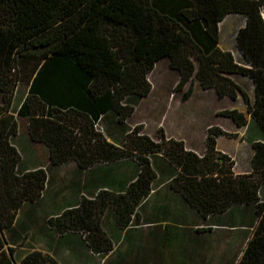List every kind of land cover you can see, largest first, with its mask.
Here are the masks:
<instances>
[{"label": "trees", "instance_id": "trees-1", "mask_svg": "<svg viewBox=\"0 0 264 264\" xmlns=\"http://www.w3.org/2000/svg\"><path fill=\"white\" fill-rule=\"evenodd\" d=\"M231 14L244 17L235 35L244 65L218 46L219 24ZM263 16L264 0H0V231L12 226L16 211L25 201H36L46 184L43 168L15 174L20 156L10 142L17 134L9 114L12 94L29 72L27 95L16 114L28 120L30 140L47 147L52 165L72 160L88 169L132 158L139 166L124 191L104 189L93 198L82 197L75 207L49 218L50 229L59 236L85 233L94 254L111 252L112 242L100 225L105 210L112 208L121 228L139 222L138 207L156 180L150 157L160 154L175 170L171 189L202 219L237 207L252 209L254 226L235 264H264V142L251 143V172L235 175L234 161L216 149V139L236 134L218 127L207 129L202 155L187 150L181 140L165 139L162 129L156 142L135 126L123 146L96 130L110 113L119 124L134 113V106L123 102L130 96L146 98L151 91L147 75L166 59L179 77L175 91L187 87L182 100L191 96L194 79L203 90L214 89L219 99L240 95L264 133ZM233 74L250 79L252 99L230 78ZM221 115L237 127L247 124L235 109ZM13 255L14 248L0 242V264H58L40 251L18 262Z\"/></svg>", "mask_w": 264, "mask_h": 264}, {"label": "rangeland", "instance_id": "rangeland-1", "mask_svg": "<svg viewBox=\"0 0 264 264\" xmlns=\"http://www.w3.org/2000/svg\"><path fill=\"white\" fill-rule=\"evenodd\" d=\"M225 20L226 23H223L220 33L219 47L230 51L235 62L244 65L235 42L236 32L239 27H242L244 17L229 16ZM225 24L228 27H225ZM25 75L21 76L23 81L17 84L12 94L9 110V114L17 122V134L10 139L20 156L15 167V174L21 176L28 171L43 168L46 184L36 201H25L16 211L12 226L0 231V242L4 244V248H14L13 256L17 262L26 253L40 251L55 258L58 264H138L139 261L135 262L129 257L132 252H129L127 247L121 248L122 246L118 243L125 230L115 223L111 207L106 208L100 221L102 230L112 237V245L115 247H113L114 252L106 255H97L90 250L85 233L75 232L59 236L47 226L49 218L59 215L67 208L75 207L82 197L93 198L98 190L104 189L114 194L124 191L128 183L136 176L139 166L132 158H125L113 164L96 163L88 169L78 168L72 160L60 165H52L48 159L47 147L30 140L27 131L28 120L16 114L29 86L27 81L30 73L26 72ZM230 78L251 99L253 98L250 79L240 74L230 75ZM178 79L177 72L169 68L168 61L161 60L147 75V81L151 85L149 95L143 99L130 96L123 102L125 105L134 106V113L123 124H119L117 116L110 113L95 129L101 132L107 141L117 146H123L127 133L135 126H142L140 134L148 135L156 142L159 141L158 129H162L165 139H183L190 149L202 155L207 129L218 127L225 132L237 134L232 141L236 142L235 145H229V148L224 149L229 153L225 154L234 161L233 173L235 175L250 173L253 153L251 143L264 142V133L250 119L241 96L238 95L236 100L229 97L219 99L214 89L203 90L198 80L194 79L192 94L184 101L182 95L187 87L182 91H175ZM2 104L0 93V108ZM231 109L245 115L247 119L245 126L237 127L229 118L221 115L222 111ZM227 143L225 138L220 139L218 149L226 147ZM150 160L156 175L159 176L158 184L161 183L162 189L167 188L169 182L162 181L164 178L170 179L174 176V168L160 154L150 157ZM262 193H264V187ZM179 195L174 200L175 206L182 199ZM150 200L152 201L151 198H146L142 201L138 207L139 213L144 214L156 206V202L153 203ZM236 209L211 217L209 221L199 217L202 223L201 227L195 231L194 236L198 242L194 244L196 249L192 252L194 256L192 259L196 261L200 258L205 259V264H235L237 262L240 252L244 249L246 238L251 234L255 218L251 208L237 207ZM144 225L145 220H140L138 223L132 222L128 227L149 228ZM135 249L141 250L137 247L133 248V252ZM163 249L166 260L171 255L181 258H184L182 255L186 257L189 255L187 244L184 247L179 246L180 250L177 249L175 254L172 253L173 247ZM159 250L160 248L151 250L152 256L155 257V253L158 254ZM141 251H144L143 247Z\"/></svg>", "mask_w": 264, "mask_h": 264}, {"label": "crops", "instance_id": "crops-1", "mask_svg": "<svg viewBox=\"0 0 264 264\" xmlns=\"http://www.w3.org/2000/svg\"><path fill=\"white\" fill-rule=\"evenodd\" d=\"M229 16L231 17L236 16V14H233V15L231 14ZM225 19L219 24V42H220V35H221L220 33L222 32V25L223 23H226ZM243 25H244V22H243ZM225 27H228V25L225 24ZM26 95H27V91L25 93V96ZM223 138H225L228 141V143L226 147L222 149H218L217 147L218 141ZM233 139L235 138L220 137L216 139L217 141L216 149L222 153L229 154L228 151L224 149L229 148L228 147L229 145H232V146L235 145L236 142H232ZM174 140L183 141L185 148L187 150H191L197 153L195 150L190 149L186 145V142L183 139H174ZM158 179H159V176L156 175V180L151 184V187H150L151 190L148 196L149 199L150 198L152 199V201L150 200L151 202L153 203L156 202V206L152 207L149 211L144 212V214H141L138 212L139 221L145 220V225L149 228L148 229L144 228L145 230L141 229L140 226L136 228L134 227V229H131L132 227L123 228L125 232L122 233V236L119 239V242H118L119 245L122 246L121 248L127 247L129 249V252H132L129 257L134 259L135 262L139 261L138 264H149V263L150 264H166V263H169V264H205L206 262L205 259L201 260L200 258L198 259V261L192 259L194 258V256L192 255V252L196 249L194 244L198 242L196 239V236H194L196 234L195 231L201 227L200 224L202 223V221L200 222V218H201L200 215L198 214L197 211L191 208L183 200V198L180 199L181 201H179V203L175 206L174 200L179 193L173 191L170 187V180L172 178L163 179L162 181L163 183L167 181L169 182V185L167 186V188H163V189L160 187L161 183L158 184ZM166 189L169 191L167 192ZM194 218H196V221H194ZM210 218L205 219V221H209ZM107 236L110 237V240L112 242L113 241L112 237L109 235ZM186 244L187 246H189V250H188L189 255L187 257L185 255H182L184 258H181L179 256H176V255L173 256L170 254L171 257L168 260H166V254L163 248L173 247L172 253L175 254L177 252V249L180 250L179 246L184 247ZM113 247L114 245H112V248ZM137 247H139V249L141 250L143 247L144 251L135 249V251L133 252V248H137ZM154 248H160L158 254L154 252L155 257H153L151 253V250L154 251ZM113 249L109 253L114 252L115 249L114 250ZM167 253L169 252L167 251Z\"/></svg>", "mask_w": 264, "mask_h": 264}]
</instances>
